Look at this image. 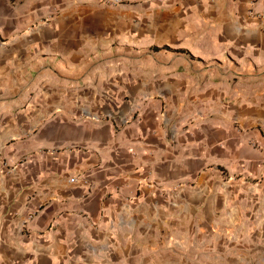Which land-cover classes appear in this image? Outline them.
<instances>
[{
    "label": "crops",
    "instance_id": "crops-1",
    "mask_svg": "<svg viewBox=\"0 0 264 264\" xmlns=\"http://www.w3.org/2000/svg\"><path fill=\"white\" fill-rule=\"evenodd\" d=\"M0 264H264V0H0Z\"/></svg>",
    "mask_w": 264,
    "mask_h": 264
},
{
    "label": "built area",
    "instance_id": "built-area-1",
    "mask_svg": "<svg viewBox=\"0 0 264 264\" xmlns=\"http://www.w3.org/2000/svg\"><path fill=\"white\" fill-rule=\"evenodd\" d=\"M102 1L110 6H117L125 2V0H102ZM257 16L261 17L263 16V14L257 13ZM72 180L74 181V179Z\"/></svg>",
    "mask_w": 264,
    "mask_h": 264
}]
</instances>
